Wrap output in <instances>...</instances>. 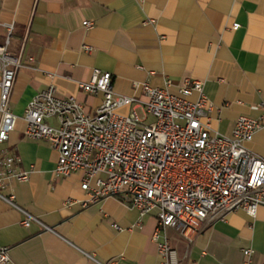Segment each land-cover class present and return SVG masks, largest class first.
I'll list each match as a JSON object with an SVG mask.
<instances>
[{
	"label": "crops",
	"instance_id": "1",
	"mask_svg": "<svg viewBox=\"0 0 264 264\" xmlns=\"http://www.w3.org/2000/svg\"><path fill=\"white\" fill-rule=\"evenodd\" d=\"M84 21L94 26L88 29ZM0 22L15 24L10 51L36 58V68L16 75L10 104L17 119L3 145L31 171L30 179L1 190L14 193L35 219L25 226V213L0 199V247H8L11 257L4 264H160L155 213L141 217L114 197L84 207L83 173L54 176L58 151L44 139L24 137L25 110L53 85L94 112L103 95L79 87L94 68L113 74L116 93L143 99L146 82L164 88L170 79L169 89L177 93L191 77L205 83L214 105L212 128L230 136L240 116L263 112L256 106L264 101V0H0ZM236 22L240 27L232 29ZM5 40L0 25V43ZM247 146L264 158V128ZM69 199L75 203L66 205ZM167 237L177 264H244L246 248L252 249L251 264H263L264 206L255 216L233 211L193 241L172 228Z\"/></svg>",
	"mask_w": 264,
	"mask_h": 264
},
{
	"label": "built area",
	"instance_id": "2",
	"mask_svg": "<svg viewBox=\"0 0 264 264\" xmlns=\"http://www.w3.org/2000/svg\"><path fill=\"white\" fill-rule=\"evenodd\" d=\"M0 25L6 29V40L0 43V199L25 213L23 224L29 226L35 218L18 206L14 193L1 190L30 179L31 171L20 168L18 156L3 145L17 119L10 104L16 75L22 68H36V58L12 53L15 24ZM83 25L94 26L92 21ZM239 27L238 22L232 25ZM84 48L92 51L89 45ZM112 82L113 74L100 68L79 82L83 92L103 95L94 112L50 85L34 96L24 114V137L44 139L58 151L54 176L83 173L84 207L114 197L137 208L141 217L155 213L153 240L160 264H177L168 229L193 241L210 223L233 211L244 209L255 216L264 206V158L247 146L264 128V101L256 106L261 116H240L229 136L212 128L209 114L214 105L200 79L185 77L177 93L170 91V79L164 88L146 82L144 99L116 93ZM124 107L130 108L126 114L120 112ZM74 203L69 199L65 204ZM243 253L244 264H251L252 249ZM10 261L9 248L0 247V264Z\"/></svg>",
	"mask_w": 264,
	"mask_h": 264
}]
</instances>
